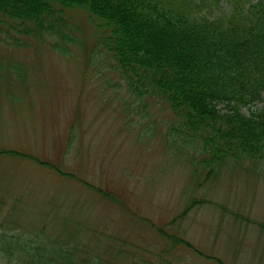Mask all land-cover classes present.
Segmentation results:
<instances>
[{
  "label": "rangeland",
  "instance_id": "obj_1",
  "mask_svg": "<svg viewBox=\"0 0 264 264\" xmlns=\"http://www.w3.org/2000/svg\"><path fill=\"white\" fill-rule=\"evenodd\" d=\"M63 17L75 42L0 22V264H264V160L197 165L167 105L126 91L97 19Z\"/></svg>",
  "mask_w": 264,
  "mask_h": 264
},
{
  "label": "trees",
  "instance_id": "obj_2",
  "mask_svg": "<svg viewBox=\"0 0 264 264\" xmlns=\"http://www.w3.org/2000/svg\"><path fill=\"white\" fill-rule=\"evenodd\" d=\"M73 8L97 19L96 45L110 54L126 91L167 105L169 144L189 147L209 173L264 160V0H0V22L7 34L75 42L63 17ZM24 243L26 254L38 249ZM45 254L32 261L76 264L64 249Z\"/></svg>",
  "mask_w": 264,
  "mask_h": 264
}]
</instances>
